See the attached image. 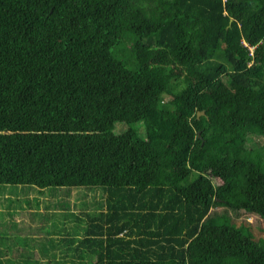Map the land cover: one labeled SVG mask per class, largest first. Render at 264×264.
Segmentation results:
<instances>
[{
    "label": "trees",
    "instance_id": "trees-1",
    "mask_svg": "<svg viewBox=\"0 0 264 264\" xmlns=\"http://www.w3.org/2000/svg\"><path fill=\"white\" fill-rule=\"evenodd\" d=\"M1 240L264 264V0H0Z\"/></svg>",
    "mask_w": 264,
    "mask_h": 264
},
{
    "label": "crops",
    "instance_id": "crops-1",
    "mask_svg": "<svg viewBox=\"0 0 264 264\" xmlns=\"http://www.w3.org/2000/svg\"><path fill=\"white\" fill-rule=\"evenodd\" d=\"M19 221V220H18ZM30 222V221H29ZM29 224V223H28ZM36 226V224L35 223H33L32 224V226H31V228L29 229V230H31L32 228H34ZM39 236H42L43 234H38ZM17 236H19L18 234H17ZM35 238V237H34ZM30 251H33L34 253H37L38 252V248L36 247V246H34V247H32L30 250H28V253L30 252ZM33 253V254H34ZM64 255V253H62V257H61V254L59 253L58 254V256H57V258H55L56 260L55 261H58V262H60V264H78L77 262H80L79 260L80 259H78L76 256H73V257H71L70 255H68V257H65V256H63ZM11 258H9L8 256H7V258H6V261H7V259L11 262L12 261V259H15L14 261H16V262H18V260L20 259L19 257H18V254H16V252H12V254H11ZM22 264H26V263H24V261H22V260H19ZM72 261H74L73 263H72ZM76 261V262H75ZM19 263V262H18ZM82 263V262H81ZM28 264H30V263H28Z\"/></svg>",
    "mask_w": 264,
    "mask_h": 264
},
{
    "label": "rangeland",
    "instance_id": "rangeland-1",
    "mask_svg": "<svg viewBox=\"0 0 264 264\" xmlns=\"http://www.w3.org/2000/svg\"><path fill=\"white\" fill-rule=\"evenodd\" d=\"M252 55H253V53H252ZM261 139H262V138L255 137V136H251L250 139H249V143H250L251 145H256L257 143H261V142H262ZM215 182H216L217 184H221V181H220V180H216ZM250 221L252 222V221H253V218H251ZM1 244H2V245H1ZM4 246H5V241L1 240V242H0V248H2L3 251H6V249H5ZM11 254H12V253L9 254V256H8L9 258L12 257ZM4 258H7V257H4ZM14 260H15V259H14ZM5 264H10V262H8V259H7V261L5 262ZM42 264H45V263H42Z\"/></svg>",
    "mask_w": 264,
    "mask_h": 264
},
{
    "label": "water",
    "instance_id": "water-1",
    "mask_svg": "<svg viewBox=\"0 0 264 264\" xmlns=\"http://www.w3.org/2000/svg\"><path fill=\"white\" fill-rule=\"evenodd\" d=\"M203 114H204V112L199 113L198 117L201 116V115H203Z\"/></svg>",
    "mask_w": 264,
    "mask_h": 264
},
{
    "label": "clouds",
    "instance_id": "clouds-1",
    "mask_svg": "<svg viewBox=\"0 0 264 264\" xmlns=\"http://www.w3.org/2000/svg\"><path fill=\"white\" fill-rule=\"evenodd\" d=\"M250 50L253 52L254 51V48H250ZM252 54V53H251Z\"/></svg>",
    "mask_w": 264,
    "mask_h": 264
}]
</instances>
